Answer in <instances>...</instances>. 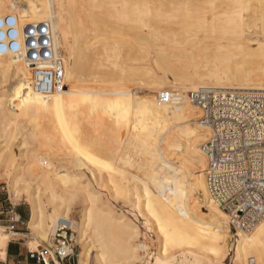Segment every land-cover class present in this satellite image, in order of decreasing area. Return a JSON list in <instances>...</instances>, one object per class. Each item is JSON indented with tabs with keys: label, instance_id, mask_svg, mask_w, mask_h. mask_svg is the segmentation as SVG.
Here are the masks:
<instances>
[{
	"label": "bare ground",
	"instance_id": "bare-ground-1",
	"mask_svg": "<svg viewBox=\"0 0 264 264\" xmlns=\"http://www.w3.org/2000/svg\"><path fill=\"white\" fill-rule=\"evenodd\" d=\"M121 1L119 15H115L126 22L127 32L124 23L119 31L120 27L117 30L104 22L108 20L100 12L102 0H0V17L12 15L19 29L48 22L65 62L66 86L45 93L32 87V69L22 55L0 51V76L8 82L6 92L0 96V131L10 145L17 135L8 128L11 121L23 118L31 126L19 143L25 147L20 152L21 159L6 143L0 149V167L12 159L14 164L5 171L10 189L16 192L19 187L31 188L27 196L32 208L30 227L43 239L48 228L55 230L60 217L69 218L71 203L80 198L84 205L78 228L72 220V238L78 232L82 246L78 263L136 264L144 258L140 251H146L147 246L140 239L139 226L117 211L113 203L116 201L138 208L154 225L160 256L152 264H200L203 260L207 264H224L232 232L234 264H264V217L248 231H237L230 224L229 214L210 195L203 148L212 132L190 100V93L200 87L264 93V37L258 35L257 29L251 31L252 26L247 31L249 21L236 15V10L220 12L213 0H152L154 5L149 0ZM229 1L240 7L255 2L254 11L261 9L264 16V0ZM153 16L159 20L157 26L147 21ZM180 17L183 28L172 30L176 28L173 23L170 30L171 21L177 18L178 22ZM184 18L189 21L184 22ZM109 27L114 34L108 32ZM142 36L146 42L138 41ZM230 39L231 44L226 45ZM210 49L214 54H209ZM152 50V64L157 68L151 66L161 73L149 64L133 63L137 61L136 54L148 57ZM236 51L243 63L238 61ZM258 60L263 63L258 64ZM127 83L141 85V89L136 86L135 90ZM167 91L173 97L161 102L160 95ZM121 109L127 112V120L122 118ZM100 111L102 116L107 112L116 116L119 111L120 118L112 115L111 121L118 118L121 122L122 118L125 127V136L121 137V132L113 134L118 144L109 147L112 153L106 163H101L100 154L91 156L95 159L86 154L89 159L85 161L78 156L84 151L77 150L75 157L71 154L63 160L38 151L52 142L64 146L76 142L80 147L78 138L84 136L72 135V142L68 128L74 125L80 129L84 118L94 125L92 130L97 134V127L105 119L94 116ZM99 137L96 139L101 140ZM129 165L143 172L133 176L134 186L124 181L125 166ZM84 168L102 186L101 190L86 177ZM120 177L122 181L117 180ZM10 237L0 232L2 261L7 259ZM183 245L188 247L177 259L172 250Z\"/></svg>",
	"mask_w": 264,
	"mask_h": 264
},
{
	"label": "built area",
	"instance_id": "built-area-1",
	"mask_svg": "<svg viewBox=\"0 0 264 264\" xmlns=\"http://www.w3.org/2000/svg\"><path fill=\"white\" fill-rule=\"evenodd\" d=\"M0 51L17 52L32 69L31 85L41 92L66 86L65 62L54 43L48 22L17 28L12 15L0 17ZM173 93L160 95L167 102ZM212 135L204 145L205 176L214 201L229 214L237 231H248L264 217V93L200 87L190 93ZM15 231L19 218L10 216ZM73 221L57 220L49 246L29 249L39 264H57L75 256Z\"/></svg>",
	"mask_w": 264,
	"mask_h": 264
},
{
	"label": "rangeland",
	"instance_id": "rangeland-1",
	"mask_svg": "<svg viewBox=\"0 0 264 264\" xmlns=\"http://www.w3.org/2000/svg\"><path fill=\"white\" fill-rule=\"evenodd\" d=\"M120 1L121 0H102V2H104V4L106 5V7H104L105 5L103 4V8L100 9V12H103V14H105L104 17H106V18L108 17L109 18V19H106V18L103 17L104 20H108V21H104L105 23H107L108 26L117 28V30H118V27H120L121 29H119V31H122V29L124 27L125 30H126V32H127V28H126L127 25L125 24L126 22L125 21H122L121 19H118L116 17V15H115V14L119 15L118 12L121 9V7H119V6H121L122 3H123L122 1L121 2ZM149 1H150L149 4H151V5H154L155 4V2H154L155 0L154 1L149 0ZM180 1L185 2L183 0H180ZM213 1H215V3L217 4L218 10H221L220 12L228 11V10H231V9L236 10L235 11L236 12V15L237 14H240V15H242L244 17L245 20H248L249 21L250 26H245L247 28V31H249L248 30L249 29L248 27H251L252 26L251 28H253V29H250L251 31L252 30L256 31V29H257V31L259 32L258 35L264 37V27H262V21H264V16L262 14L261 9L258 12H255L254 11L255 2H251V3H249V5H247V3H246V5H243V6L240 7V6H237L236 4H234L233 2L231 3L229 0H228V2H227V0H213ZM152 2H154V4ZM224 3H226V4L225 5H222ZM226 5L227 6L230 5V7H227L226 8L225 7ZM221 6H222V9H221ZM223 8L225 10H223ZM117 10H118V12H117ZM254 16H255V18H254ZM119 18H120V16H119ZM175 19L173 21H171L172 23L169 25V29L171 30V28L174 26V24H175V27L176 28L173 27L172 30L176 29L175 31H177V30L182 29L183 28V25H182L183 17H180L179 20H178V22H177V18H175ZM255 19H256V21H255ZM119 20H121L120 21L121 23H119ZM184 20H185L184 22H188L189 21L187 18H184ZM147 21H148V23L150 25H154V26H157V24H158L157 22H159V20L158 19L156 20V18L154 16H153L152 19L150 18V20L148 19ZM180 21H182V22H180ZM117 22H118V25H117ZM253 22H254V24H253ZM108 23H110L111 25H109ZM123 23H124L125 26L121 27L120 25H122ZM186 25H188V24H186ZM186 25H184V27ZM170 26H172V27L170 28ZM110 27L108 29H110ZM180 27H182V28H180ZM145 28L148 29V27H145ZM262 28H263V30H262ZM113 30L114 29L112 28V29H110V31L108 30V32L110 34H114L113 33ZM133 36L136 37L135 34H133ZM137 39L138 38H135V40H137ZM149 39L153 40L154 37L151 36ZM139 40L146 42V40H144L143 36H142L141 39H138V41ZM225 41H227V40H225ZM225 44L226 45L231 44V39L228 40V42H226ZM124 48H125L124 51H126L127 50V47L124 46ZM213 49H214V46H213ZM208 52H209V54H211L212 53V50L211 51L208 50ZM213 52H214V50H213ZM236 52H237L236 54L238 55L237 56L238 61L240 60V63H243V57H241V55L238 54V51H236ZM154 54H155L154 50H152L151 53L148 54V57L145 54H143V55L136 54L135 56H138V58L136 57V60L137 61H134L133 63H136L137 62L140 65H148L149 64L148 66L153 67V66H155V65L152 64V60H153ZM212 54H214V53H212ZM125 55H127L126 52H124V56ZM261 60H263V62H264V59L263 58ZM257 62H259L258 64L263 63L262 61H259V60ZM151 65H153V66H151ZM153 69H154V67H153ZM154 70L156 72H158V70H160V69H157V70L154 69ZM158 73H161V71H159ZM118 83H120V81H118ZM127 84H130L129 86H131L135 90H137L138 88L141 89V85H136V83L135 84H133V83H127ZM136 86H138V88H136ZM7 88H8V82L4 81V79L0 76V96L3 93L6 92ZM119 111L116 112L118 115L120 114ZM100 112H99V114L98 113L97 114H94V116L95 117L97 116L99 119L101 117H104L106 119V120L103 119L102 122H104V123L101 122V124L99 125L101 127H99L98 125H95V127L98 126L97 127L98 128L97 134L99 133L98 134V137L101 136V140L100 139H98V140L96 139V138H98L97 137V134L95 133V131L92 130L94 125L93 124L92 125H89L88 122L84 118H82V123L79 126V127H81L80 129L77 130L74 125L73 126L71 125L68 128V130H67V134H69L68 135V137H69L68 139L69 140H70L71 136L73 135V137H74L75 134L76 135H79L80 134V136L83 135L84 138H86V140L83 137H82V139L80 137L78 138V142L80 141L79 142L80 145L82 144L80 147H82V148H80L76 144V142H74V138H71L72 139V142H74V143H72V144L68 143L67 146L62 145V143H60V142H52V143H48L46 145H43V146L39 147L40 149L37 146L38 151H40V153H44L45 155H47V156H49V157H51L53 159L56 158V159H61V160L67 158L68 156H70L73 153H76L77 154L78 153L77 150L79 151V153H80V151H81V153L83 151L84 152H86V151L89 152L90 151L89 153L88 152L87 153H84L83 152L84 153V155L82 153L83 156L82 155H78V156L79 157H82L85 161H87L91 156H94L96 158V156H98L100 154L98 158H103L102 160H100L101 163L102 164H104V162L106 163L107 159L111 157L110 156L111 155L110 152L112 153V150L110 148L111 147L112 148L117 147L116 144H118L116 142V140L114 139V135L113 134H117L118 132L119 133L121 132L122 133V134L120 133L121 134V137H122L123 134H124L123 136H125V127H123L122 120L123 119L127 120V118H125V114H127V112L126 111H123L122 112V109H121V112L124 115L120 114V116L122 115L123 116L122 117L123 119L121 118V122H120L119 121L120 119L118 120V118H117V120L115 119V121L113 123L111 121V119L113 120V116H114V118H116V117H119L120 118V116H118L117 114L115 116L114 115L115 114L114 112H107L104 116H102L103 111H100ZM95 117L92 116L91 119H93ZM126 117H128V115H126ZM130 117H131V115H129L128 118H130ZM95 120L97 121V119H95ZM83 121H85V122H83ZM110 121H111V123H110ZM117 121L121 125H119V123ZM105 123H107L106 126L104 125ZM115 124H116V126H115L116 128L114 126H113L114 128L113 127L111 128V125H115ZM108 126H109V128H108ZM3 127H4V125H3ZM30 127L31 126H29L28 122L25 119H23V118H20V119L11 121L10 122V125H8V128H10V130H12V132L15 131L14 134H17V135H15V138L12 139V142H10V145H9V143H7V140H6L7 137H5V133L2 132V131H0V149H1V147H5V145L8 144V147H11L10 149H12L14 151V153L17 155V158L20 157V152L22 150H24L25 147L24 146H20L19 143H20V140L22 138V135H24L28 131V129ZM105 128H107L106 129L107 131H105ZM74 129H76L77 131H75ZM109 129H110V131L108 132ZM101 130L102 131L104 130V136L103 137H102V135H100V134H103V132ZM100 132H102V133H100ZM72 133H74V134H72ZM89 133H91V134H89ZM119 133H118V135H120ZM84 134H86V135L89 134L90 136L89 135L86 136ZM105 134H107V135H105ZM92 137H94V138H92ZM110 137H112V138L110 139ZM88 140H90V141H88ZM87 141H88V143H87ZM99 143L102 144L104 146V148H102L103 146H101V145L99 146ZM111 143L113 145H115V146H113ZM73 144H75V147L73 146ZM89 144H90V146H89ZM76 145H77V147H76ZM71 146H73V147H71ZM29 147H34V145H32V146L30 145ZM83 147H85V148L87 147V148L86 149H83ZM202 148H203V146H202ZM97 149H99V150H97ZM101 149H102V151H101ZM104 149L105 150L107 149L106 152L104 151ZM96 150H97L98 154H97ZM73 151H75V152H73ZM103 152L105 154H103ZM107 152H109V153L107 154ZM174 152H177V151H174ZM86 154H90V156L87 155L85 157ZM94 154H96V155H94ZM88 156H89V158H88ZM74 157H75V155H74ZM94 157H91V158H94ZM113 158L116 160V156L113 157ZM20 159H21V157H20ZM135 159L137 160V157ZM103 160H105V161H103ZM90 161H92V160H89V162ZM95 161H98V160H95ZM100 161H98V163H100ZM94 163H97V162H94ZM10 164H14V161H12V159H9L5 164H3L0 167V232H4V233L9 234L11 236L10 237L11 238L10 240H12L13 238H15L17 236H15V233L12 230H10V229L7 228V226L10 224V222L9 221H6V222L2 221L4 219H8L10 217V215H6L7 210H5V208L14 205L15 206V209H16V207L19 204H21V206H23L29 212L30 217L32 216V208H31L30 202L27 200V196H28V193L31 190V188H22V187H19L16 190V192L14 190L12 191L10 189L11 188L9 186L10 179H9V177L5 176L6 168ZM125 167H126L125 168L126 171L124 172V174H125L124 181L125 182L131 181L128 184L134 186L133 184L135 183V181H134L135 179H133V176H135V175H137V176L138 175H143V172L141 170L137 169L135 165H133V166L132 165H129V166H125ZM84 171L86 172V177H88L89 179L92 180L93 185L95 187L98 186L97 182L93 179V177H91L92 176L91 173L86 168H84ZM139 171H140V173H138ZM121 178L122 177L118 178L117 180L118 181H122L123 178L122 179ZM125 179H127V181ZM8 180H9V182H8ZM137 183H139V186H140V182L137 181ZM101 187L102 186H98L96 188H100V190H101L102 189ZM74 200L71 203V209L69 211L68 217L75 221V224H76L75 226H77V228H78V223H80V220H81V215H82V210H83L84 202L80 198H75ZM113 203H114L117 211L123 212L128 218L132 219L139 226V229L141 231V234H140L141 237H140V239L147 246V250L146 251H144V250L140 251V254L142 256H144V258L142 260H140V262H138L136 264H152V262H154L155 259L160 256V254H158V253H160L158 251L159 250V243H158V239L156 237V230L154 229V225L153 224H150V222L146 221V218L140 213V211L138 210V208L135 209L136 207L130 206V204H122V202L113 201ZM203 210L204 211H207L206 208H203ZM1 211H4V213H2ZM29 220H30V218H29ZM29 220H28V222H26V225L28 226L29 231H28V234L25 235V238H26V241L28 243L29 248L30 249H38L39 246H49L51 244V242H52L51 240H52V235H53V232H54L53 231L54 230L53 227L48 228V230L46 232V236L44 238L42 237L43 239H39L40 237H39L38 233H36L34 231V229L30 227ZM75 235H76V238L77 239L74 238L73 239V242H72L73 243V246H74V251H75V256L73 257L72 264H79L78 263V261H79L78 254L82 250V246L78 242V236H77V235H79L78 232L75 233ZM231 235L233 236L234 233L232 232L229 235V242H228V245L229 246L227 245V257H226V260H225L224 264H234L233 257H234V245H235L234 244L235 243L234 240H235V238H232ZM183 246H184V248H181V247H178L177 248L176 247V248H174L172 250V251L175 252V256H176L177 259L180 258L181 251L183 249H186L188 247L187 245H186L187 247H185V245H183ZM176 261H178V260H176ZM205 263L207 264V262L205 260H203L200 264H205ZM0 264H1V260H0Z\"/></svg>",
	"mask_w": 264,
	"mask_h": 264
},
{
	"label": "crops",
	"instance_id": "crops-1",
	"mask_svg": "<svg viewBox=\"0 0 264 264\" xmlns=\"http://www.w3.org/2000/svg\"><path fill=\"white\" fill-rule=\"evenodd\" d=\"M4 210V209H3ZM6 215L16 216L19 218V222L16 223L15 238L9 241L7 248V259L6 261L1 260V264H39L35 259L29 257V246L26 241L25 235L28 234L29 228L26 225L30 215L29 212L19 204L16 209L12 205L6 207ZM4 213V211H1ZM9 219H4L2 221L6 222ZM11 239V238H10ZM72 259L66 260L63 263L57 262V264H72Z\"/></svg>",
	"mask_w": 264,
	"mask_h": 264
}]
</instances>
